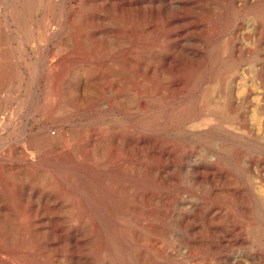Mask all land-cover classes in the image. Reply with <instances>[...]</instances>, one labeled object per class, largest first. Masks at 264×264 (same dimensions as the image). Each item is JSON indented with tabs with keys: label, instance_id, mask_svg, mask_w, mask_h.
<instances>
[{
	"label": "rangeland",
	"instance_id": "374dc122",
	"mask_svg": "<svg viewBox=\"0 0 264 264\" xmlns=\"http://www.w3.org/2000/svg\"><path fill=\"white\" fill-rule=\"evenodd\" d=\"M61 6L0 0V264H264V0Z\"/></svg>",
	"mask_w": 264,
	"mask_h": 264
},
{
	"label": "bare ground",
	"instance_id": "6f19581e",
	"mask_svg": "<svg viewBox=\"0 0 264 264\" xmlns=\"http://www.w3.org/2000/svg\"><path fill=\"white\" fill-rule=\"evenodd\" d=\"M67 2H68V0H61V7L62 8H64L63 9V26H62V31H61V33H59V35H60V37L63 39V40H65L66 41V43L67 42H69V34H68V30H69V27L70 26H68L69 25V10L67 9ZM49 27V26H48ZM61 28V27H60ZM48 29V28H47ZM50 29V28H49ZM61 30V29H60ZM52 33V32H51ZM49 34V33H48ZM52 35V34H51ZM58 35V36H59ZM56 35L54 34L52 37H55ZM51 37V36H50ZM49 41V40H48ZM65 43V44H66ZM38 44V43H37ZM65 46H67V45H65ZM66 50V49H65ZM65 54H66V51L64 52ZM67 63H68V61H67V56L66 55H64L63 57H62V61H61V66L62 67H64V68H66L67 67Z\"/></svg>",
	"mask_w": 264,
	"mask_h": 264
}]
</instances>
